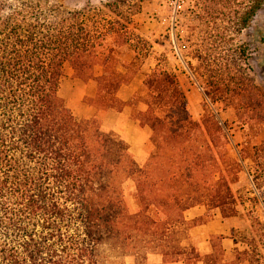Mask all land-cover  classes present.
I'll use <instances>...</instances> for the list:
<instances>
[{
    "label": "trees",
    "instance_id": "obj_1",
    "mask_svg": "<svg viewBox=\"0 0 264 264\" xmlns=\"http://www.w3.org/2000/svg\"><path fill=\"white\" fill-rule=\"evenodd\" d=\"M119 3L69 9L51 0H0V264H122L110 253L134 252L140 240L141 264L148 254L187 264L247 261V251L226 255L220 236L200 256L189 229L204 220L184 214L201 205L207 216L218 210L226 220L233 211L244 151L233 152L230 129L209 104L232 107L243 129L264 120L247 45L235 43L264 0L197 4L203 16L189 28L184 64L202 94L198 119L166 62L145 74L129 101L145 106L134 114L150 133L141 166L118 134L102 132L96 119H77L59 96L68 65L79 78L95 79L94 106L125 105L116 92L136 62L115 65V56L127 45L145 59L151 45L128 19L105 12L119 16ZM126 181L133 212L124 204ZM106 244L112 247L101 261L98 248Z\"/></svg>",
    "mask_w": 264,
    "mask_h": 264
},
{
    "label": "rangeland",
    "instance_id": "obj_2",
    "mask_svg": "<svg viewBox=\"0 0 264 264\" xmlns=\"http://www.w3.org/2000/svg\"><path fill=\"white\" fill-rule=\"evenodd\" d=\"M53 3L69 9H82L89 5L92 8L102 9L103 5L113 0H51ZM119 1L121 14L105 12L111 18H120L129 22L130 30L141 39H146L151 45V51L147 58L137 56L128 46H124L115 56V65L120 62L127 64L136 62L130 73L136 86L141 76L140 69H152L158 60L167 63L168 69L172 70L187 98V107L190 115L198 119L202 114V94L194 82L184 60H189V44L186 36L189 28L197 26L203 13L197 4L203 0H116ZM208 4L213 0H204ZM217 1V0H215ZM225 2L226 0H220ZM240 2L241 0H229ZM257 31H259L257 33ZM264 11H259L253 18L251 26L243 31L235 43L247 45V72L253 79L262 94L263 104L261 110L264 114V76L259 69L260 60L264 63ZM194 63V60L191 61ZM101 68L97 66L94 76H98ZM146 73V74H147ZM145 77V76H144ZM129 80V82L131 81ZM128 83L122 84L116 92L118 100L125 103L120 111L100 109L94 106L93 98L96 94V81L93 77L79 78L68 65L63 67L59 85V96L72 114L81 120L96 119L102 132H114L118 134L129 146L136 163L141 166L137 153H141V125L135 119V111H141L145 106L141 101L130 104L132 95ZM139 89V88H138ZM209 107L226 122L231 135L233 152L244 151V160L241 163L242 171L238 175V181L232 186L235 200L233 211L229 213V221L233 226L232 236L239 241V248L248 252V264H264V120L252 129H243L234 117V110L230 106L221 103L209 104ZM136 129V132H132ZM135 131V130H134ZM140 132V133H139ZM150 134V133H149ZM248 135L247 144L244 136ZM147 143V141H146ZM143 150L147 152V144ZM145 160V159H144ZM124 204L129 212L134 211V198L132 196V183L126 181L123 184ZM133 242L129 244L131 246ZM112 245H101L98 248L100 260L110 251ZM122 253L115 249L116 261L122 264H141V240L136 244V250L130 249ZM250 261V262H249Z\"/></svg>",
    "mask_w": 264,
    "mask_h": 264
},
{
    "label": "crops",
    "instance_id": "obj_3",
    "mask_svg": "<svg viewBox=\"0 0 264 264\" xmlns=\"http://www.w3.org/2000/svg\"><path fill=\"white\" fill-rule=\"evenodd\" d=\"M147 73V70L143 68L140 69L141 79L138 80L137 84L131 90L130 87L134 83V78L127 84L126 90L130 91L129 96L132 95L138 88H140L144 76ZM135 130V131H134ZM132 132H138L136 129H132ZM140 133V132H139ZM149 138V129L147 127H141V153H137V157L140 158L141 162L145 161L147 157V152L143 150L146 141ZM147 144V143H146ZM186 220L192 221L197 219H203L204 221L201 224H196L189 229V237L195 242L197 252L200 256H205L209 253V242L212 237L220 236L223 239L221 240V247L226 255L232 254V252L237 249L239 251H244L239 248V241H237L233 236V226L229 219H223L218 210L206 214V209L204 206L197 205L189 208L185 211ZM236 240L235 244L233 240ZM145 264H187L183 260L177 261H165L161 255L158 254H148L145 257ZM197 264H203L202 261H199ZM239 264H248L247 261H243Z\"/></svg>",
    "mask_w": 264,
    "mask_h": 264
}]
</instances>
